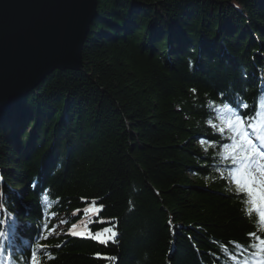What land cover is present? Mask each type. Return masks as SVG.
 Masks as SVG:
<instances>
[{"label": "trees", "instance_id": "trees-1", "mask_svg": "<svg viewBox=\"0 0 264 264\" xmlns=\"http://www.w3.org/2000/svg\"><path fill=\"white\" fill-rule=\"evenodd\" d=\"M237 114L264 121V0H97L82 68L0 113V264H264Z\"/></svg>", "mask_w": 264, "mask_h": 264}, {"label": "water", "instance_id": "water-1", "mask_svg": "<svg viewBox=\"0 0 264 264\" xmlns=\"http://www.w3.org/2000/svg\"><path fill=\"white\" fill-rule=\"evenodd\" d=\"M97 0H0V113L55 69L82 68Z\"/></svg>", "mask_w": 264, "mask_h": 264}, {"label": "snow or ice", "instance_id": "snow-or-ice-1", "mask_svg": "<svg viewBox=\"0 0 264 264\" xmlns=\"http://www.w3.org/2000/svg\"><path fill=\"white\" fill-rule=\"evenodd\" d=\"M240 117L235 118V123L238 125ZM228 124L234 127L233 122L229 119ZM243 136L242 130L236 129ZM247 148L242 153L237 154L236 151L232 152V162L237 165L231 172V175L236 183L239 193L247 196V203L249 204V211L258 213L262 222H264V165H260V175L254 174V169L257 166L256 156H264V153H258L251 145L250 141H245ZM234 149L240 147L238 145L232 146ZM229 145H225L227 150ZM87 211V209H86ZM75 227V226H73ZM104 232H109V228L103 229ZM260 244L264 245V240H260ZM264 251V249H262ZM33 261L35 264V253H33Z\"/></svg>", "mask_w": 264, "mask_h": 264}, {"label": "rangeland", "instance_id": "rangeland-1", "mask_svg": "<svg viewBox=\"0 0 264 264\" xmlns=\"http://www.w3.org/2000/svg\"><path fill=\"white\" fill-rule=\"evenodd\" d=\"M239 127L240 126L238 124V128ZM254 148L256 149V151L258 153H264V147L260 148V147L254 146ZM261 157L264 159V156H261ZM254 173L257 175V177H259V175H260V169L259 168L255 169ZM75 213L76 212L74 211V214ZM94 214H95V209L94 208H90L89 211H88V213H87V215L90 216V217H92V216H94ZM60 219L61 220H60L59 223L63 222L65 224V223H67V221H69V218H65V217L64 218L60 217ZM59 228L60 227L58 225L56 227V230L59 231ZM105 228H110V227H109V225H103V226H101L99 228H96L94 230L91 227H89V230H90V232H93L92 236L95 237L96 239H99V240H102V241L112 240L113 239V235L111 234L110 231L109 232H104L103 229H105Z\"/></svg>", "mask_w": 264, "mask_h": 264}, {"label": "bare ground", "instance_id": "bare-ground-1", "mask_svg": "<svg viewBox=\"0 0 264 264\" xmlns=\"http://www.w3.org/2000/svg\"><path fill=\"white\" fill-rule=\"evenodd\" d=\"M240 114H237V116H239ZM242 115V114H241ZM247 123V122H246Z\"/></svg>", "mask_w": 264, "mask_h": 264}]
</instances>
